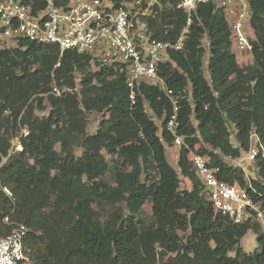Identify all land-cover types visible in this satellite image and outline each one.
<instances>
[{"label":"trees","instance_id":"trees-1","mask_svg":"<svg viewBox=\"0 0 264 264\" xmlns=\"http://www.w3.org/2000/svg\"><path fill=\"white\" fill-rule=\"evenodd\" d=\"M111 1L118 6L124 0ZM154 1V14L141 16L145 32L175 41L187 23L180 0ZM250 4L249 62L239 65L227 18L208 3L198 5L184 48L169 51L160 73L181 93L178 133L191 148L199 145L220 179L264 207V157L235 162L252 132L264 143V0ZM54 82L61 95L51 92ZM129 94L122 63L72 49L61 56L58 45L26 40L0 47V236L12 228L6 216L27 224L34 264H264V217L233 223L216 212L188 149H179L180 173L169 162L170 98L146 82L134 104ZM47 108L49 114L37 113ZM93 111L111 115L90 134ZM15 137L23 149L10 152ZM107 155L118 159L110 164ZM112 168L115 184L103 180ZM180 174L192 189L181 188ZM147 199L149 222L141 218ZM249 230L258 239L252 252L242 246ZM170 253L176 255L169 260Z\"/></svg>","mask_w":264,"mask_h":264},{"label":"built area","instance_id":"built-area-1","mask_svg":"<svg viewBox=\"0 0 264 264\" xmlns=\"http://www.w3.org/2000/svg\"><path fill=\"white\" fill-rule=\"evenodd\" d=\"M142 3L143 0H124L116 6L111 0H69L65 5H58L56 0H42L40 3L35 0H0V47L15 48L26 40L58 45L61 56L65 50L72 49L91 53L106 63H122L133 104L142 82L159 86L172 103L166 128L173 136V145L188 149V158L215 211L233 223H242L251 216L263 220L262 203L256 202L246 190L220 179L217 175L219 167L210 166L209 157L191 148L185 137L178 133L181 93L169 88L160 73V65L169 60V51L184 48L193 14L200 4L213 3L222 10L231 30V41L239 52L251 55L250 0H180L177 7L185 12L187 23L178 38L165 41L149 36L147 43L137 32L140 24L137 14L150 15L146 11L149 6L143 8ZM51 92L61 95L63 91L54 82ZM22 149L19 138L12 141L10 152ZM259 154L264 157V143L256 132H252L249 148L242 157L254 162ZM5 160L6 157H2V161ZM3 190L12 197L7 187ZM4 221L12 224V228L8 234L0 236V264H28L32 252L28 244L30 227L22 222H10L9 216Z\"/></svg>","mask_w":264,"mask_h":264},{"label":"rangeland","instance_id":"rangeland-1","mask_svg":"<svg viewBox=\"0 0 264 264\" xmlns=\"http://www.w3.org/2000/svg\"><path fill=\"white\" fill-rule=\"evenodd\" d=\"M154 0H143L142 3V7L143 8H147V6H149V9H147L146 11L148 12L147 14H154V10H153V5H154ZM136 11H138V8L135 9ZM141 16L140 14H137V20L141 21ZM148 16V15H146ZM137 32H140L142 34V40H144L146 43L148 42L149 39V35L145 32V28L144 25L140 22L139 27L137 29ZM205 45H208V41H204ZM232 51L237 54L239 60H241V62L239 63V65H244L246 64L249 60H250V56L248 55L246 56V54H243V52H239L238 49L236 48L234 42H232ZM250 54V53H249ZM209 53L207 52L206 54V59H208ZM206 65V64H205ZM77 88H79V80L77 81ZM50 108H47L46 110L43 111H39L37 110V113L39 115H47L49 114ZM111 115V111H105V112H90L87 116V126H86V131L90 134L95 133L98 129L99 126V122L102 120L103 117H109ZM27 133V131H25ZM19 137H15L12 139V141L17 140ZM231 141L232 142H236L235 138H234V134L231 136ZM173 147H175V145L171 144V145H166V153H167V157L168 160L171 164H174L176 170L178 171V173H180L179 167L177 166V162L173 161L172 159V152H173ZM56 148L58 150L61 149V144L58 143ZM196 148H199V145L196 146ZM76 153L81 154L82 153V149L80 147L76 148ZM244 156V154H243ZM113 158L114 159H118L117 155H107V159L109 160L110 164L113 163ZM235 162L237 163H241L243 165L246 164H250V162L245 159V158H241L236 160ZM181 177V188L182 189H192L193 184L191 182V180L183 175L180 174ZM103 180H105L106 182L110 183V184H115V177H114V169L112 168L111 170H108L105 174V176L103 177ZM141 218L145 221V222H149V220H151L152 218V199H147L143 205V209L141 211ZM264 229V227H263ZM182 235L183 232H181ZM242 246L243 249L246 252H252L254 251L257 247H258V239H257V234L255 232H253L252 230H249L246 235L242 238ZM175 253H170L169 256L167 257V259H169L172 256H175ZM230 255H235L234 251L230 252ZM36 256V254L31 252V257H30V261L28 262V264H34L33 261V257ZM170 260V259H169Z\"/></svg>","mask_w":264,"mask_h":264},{"label":"crops","instance_id":"crops-1","mask_svg":"<svg viewBox=\"0 0 264 264\" xmlns=\"http://www.w3.org/2000/svg\"><path fill=\"white\" fill-rule=\"evenodd\" d=\"M179 147L175 146L173 147V152H172V160L176 161L178 163V157H179ZM173 166H175L174 164H172Z\"/></svg>","mask_w":264,"mask_h":264}]
</instances>
